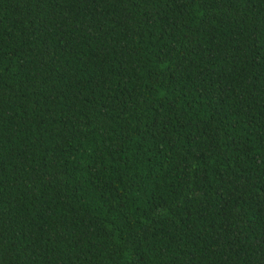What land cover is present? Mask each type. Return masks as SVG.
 <instances>
[{
    "label": "trees",
    "instance_id": "16d2710c",
    "mask_svg": "<svg viewBox=\"0 0 264 264\" xmlns=\"http://www.w3.org/2000/svg\"><path fill=\"white\" fill-rule=\"evenodd\" d=\"M0 264H264V0H0Z\"/></svg>",
    "mask_w": 264,
    "mask_h": 264
}]
</instances>
